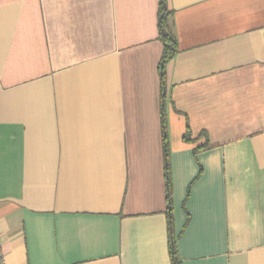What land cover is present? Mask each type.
Returning <instances> with one entry per match:
<instances>
[{
	"label": "crops",
	"instance_id": "1",
	"mask_svg": "<svg viewBox=\"0 0 264 264\" xmlns=\"http://www.w3.org/2000/svg\"><path fill=\"white\" fill-rule=\"evenodd\" d=\"M166 8L0 0L4 264H264V0Z\"/></svg>",
	"mask_w": 264,
	"mask_h": 264
},
{
	"label": "trees",
	"instance_id": "2",
	"mask_svg": "<svg viewBox=\"0 0 264 264\" xmlns=\"http://www.w3.org/2000/svg\"><path fill=\"white\" fill-rule=\"evenodd\" d=\"M159 3V32H160V40L163 44V53L162 57L160 60V74L162 79L164 78V66L167 62H169L174 55L177 52V44L174 36L172 33L167 30V22H168V17H169V12L167 11L166 8V0H158ZM187 136V133H186ZM186 138V137H185ZM165 138H164V149L166 147L165 143ZM166 154V153H165ZM166 179L168 182V191H169V170L168 167L166 166ZM170 252H171V259L173 264H178L177 258H176V251H175V246L174 243H171L170 246Z\"/></svg>",
	"mask_w": 264,
	"mask_h": 264
},
{
	"label": "built area",
	"instance_id": "3",
	"mask_svg": "<svg viewBox=\"0 0 264 264\" xmlns=\"http://www.w3.org/2000/svg\"><path fill=\"white\" fill-rule=\"evenodd\" d=\"M4 256H3V253L1 251V248H0V264H4Z\"/></svg>",
	"mask_w": 264,
	"mask_h": 264
}]
</instances>
